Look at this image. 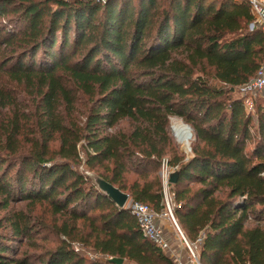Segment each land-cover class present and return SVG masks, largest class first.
Segmentation results:
<instances>
[{
    "label": "trees",
    "instance_id": "16d2710c",
    "mask_svg": "<svg viewBox=\"0 0 264 264\" xmlns=\"http://www.w3.org/2000/svg\"><path fill=\"white\" fill-rule=\"evenodd\" d=\"M251 21L246 0H0V108L12 114L0 119V264H174L79 170L162 213L163 162L177 168V224L204 237L201 264H264V99L252 115L233 94L264 57ZM172 117L192 130L187 160ZM17 204L44 205L54 248L20 252L40 221Z\"/></svg>",
    "mask_w": 264,
    "mask_h": 264
},
{
    "label": "built area",
    "instance_id": "2783aa9c",
    "mask_svg": "<svg viewBox=\"0 0 264 264\" xmlns=\"http://www.w3.org/2000/svg\"><path fill=\"white\" fill-rule=\"evenodd\" d=\"M99 1L103 2L105 0ZM246 1L249 4L252 17V21L248 26L249 31H260L264 34V0ZM237 89L241 95L239 98L242 100L245 111L251 113L254 110L257 99H264V57L255 75ZM161 167L160 178L163 185L166 186L169 184L170 174L176 171L177 168L168 167L165 162H163ZM164 198L167 201L166 195H164ZM166 206L168 212L163 211L162 213H155L147 205L130 200L126 208H128L135 217L143 236L163 249L174 264H201L198 249L203 243V235L200 234L194 242L188 241L177 224L168 202ZM166 217H169L176 235L179 237V244L176 243L174 237L166 228L165 221H168ZM181 246H183V248ZM73 248L75 252H78L79 249L77 246L73 245ZM181 253H183V255Z\"/></svg>",
    "mask_w": 264,
    "mask_h": 264
},
{
    "label": "rangeland",
    "instance_id": "374dc122",
    "mask_svg": "<svg viewBox=\"0 0 264 264\" xmlns=\"http://www.w3.org/2000/svg\"><path fill=\"white\" fill-rule=\"evenodd\" d=\"M212 84L214 85L216 83L213 82ZM1 85L5 89L4 90L5 92L8 91V92L12 93V98H17L16 101L18 104L24 103L22 98H24V95H26L27 92H26L25 87L22 83H20V85H16V83H14V81L8 80L6 77H4L3 81L1 82ZM216 86H218V85H216ZM18 93H19V96H18ZM233 94H234V97H241L240 93L238 92V89H236ZM10 108L11 107L4 108V109L0 108V119H5L9 115H12V114L8 113V111H9L8 109H10ZM77 110L79 111L80 114H82V112L84 111L83 108H78ZM250 114L253 115L254 110ZM75 115H78V112H76ZM83 121H84V117H82L80 119L78 124L83 123ZM175 122L182 123L184 126H188V125L185 124L182 119L177 118V117H172L169 120L170 138H171L172 142L175 144V146H177L178 151L181 154H183L185 156V160H187L191 154V143L194 140L193 139V133H192V130H190L191 137H189V139L187 141V145L185 147L182 143H180L177 140L176 136L174 135L173 124ZM128 126H130V124L128 122L122 121L121 123L118 124L117 129H126ZM80 154L82 155V151H80ZM161 168L158 172L159 176L161 175ZM79 170L81 172H83L85 175L89 176V178H90V175L92 173L87 172L83 167H80ZM135 178L136 177L134 175L129 176L130 180H134ZM168 185H170V186H168ZM168 185L165 186L162 183L164 195L167 196V201L164 198V204H165L164 212H168L167 206H166L167 202L171 206V204H170L171 198H172L171 184H168ZM130 200L131 199L129 198L128 203L130 202ZM128 203L126 206H128ZM13 207H14L15 211H28L32 215H36L37 218H39L38 221H40L39 222L40 224H38L37 227L34 224V227H35L34 231L35 232H33V235L30 237V239H31L30 242H23V245L20 247V252H22V253L27 252L28 254H31V255H38V254L44 253L45 251H47L49 249L54 248L57 245L58 238L54 234V231L51 229V226H53L54 217H52L50 215V213L46 210L44 205H34L32 207H25V205H23V204H17V205H13ZM5 213L6 212H4V211L0 212V218L3 217V215H5ZM166 219H168L166 227L169 228L168 230L171 232V235L174 237L176 243L179 244V242H178L179 237L176 235V232H175V230H174V228H173V226L169 220V217H166ZM34 223H36V221H34ZM59 239H62V237H60ZM73 245L77 246L79 249L78 253L82 254L87 259L100 260L103 262L106 259L105 257L94 252L89 246H85L84 244H81V243H74ZM181 247L183 248V246H181ZM123 264H132V263L124 261Z\"/></svg>",
    "mask_w": 264,
    "mask_h": 264
},
{
    "label": "water",
    "instance_id": "95a60500",
    "mask_svg": "<svg viewBox=\"0 0 264 264\" xmlns=\"http://www.w3.org/2000/svg\"><path fill=\"white\" fill-rule=\"evenodd\" d=\"M233 91V89H232ZM189 130H191L190 127L186 126ZM191 137V134H190ZM90 178L93 182V184L96 186V188L107 198H109L118 209H124L126 208V205L129 201V196L127 194H124L119 189L115 188L113 185H111L109 182L104 180L98 175L91 174ZM177 172H173L169 176L168 183L171 185H175L177 182ZM110 263L112 264H123V259L119 258H111Z\"/></svg>",
    "mask_w": 264,
    "mask_h": 264
},
{
    "label": "bare ground",
    "instance_id": "6f19581e",
    "mask_svg": "<svg viewBox=\"0 0 264 264\" xmlns=\"http://www.w3.org/2000/svg\"><path fill=\"white\" fill-rule=\"evenodd\" d=\"M173 132L177 140L186 147L187 141L190 137V130L182 123L175 122L173 124Z\"/></svg>",
    "mask_w": 264,
    "mask_h": 264
},
{
    "label": "crops",
    "instance_id": "0c3cea01",
    "mask_svg": "<svg viewBox=\"0 0 264 264\" xmlns=\"http://www.w3.org/2000/svg\"><path fill=\"white\" fill-rule=\"evenodd\" d=\"M165 225H167V222L165 221ZM167 230L169 229L168 227H166ZM169 231V230H168ZM169 233L171 234V232L169 231ZM183 255V253H181Z\"/></svg>",
    "mask_w": 264,
    "mask_h": 264
}]
</instances>
